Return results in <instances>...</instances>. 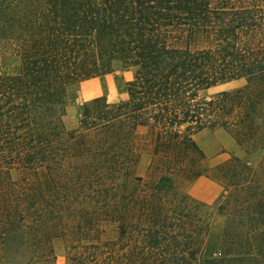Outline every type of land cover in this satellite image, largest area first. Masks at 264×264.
<instances>
[{"label": "trees", "instance_id": "1", "mask_svg": "<svg viewBox=\"0 0 264 264\" xmlns=\"http://www.w3.org/2000/svg\"><path fill=\"white\" fill-rule=\"evenodd\" d=\"M6 47L20 70L0 74V264H55L57 238L65 264H264V156L208 166L193 139L264 147V0H0ZM114 62L134 69L126 98L84 102L67 129L69 88ZM199 176L226 192L217 255L175 180Z\"/></svg>", "mask_w": 264, "mask_h": 264}, {"label": "rangeland", "instance_id": "2", "mask_svg": "<svg viewBox=\"0 0 264 264\" xmlns=\"http://www.w3.org/2000/svg\"><path fill=\"white\" fill-rule=\"evenodd\" d=\"M19 70L20 57L9 47L2 48L0 51V74L15 75ZM133 73V68L124 67L120 62H114L111 71L101 76L90 78L87 83L71 86L68 91L66 112L63 117L65 127L67 129L77 127L83 103L92 98L102 96L108 101L125 99V84L132 78ZM241 85H243L242 80L232 81L211 87L203 91L201 95L211 97L217 92L233 89ZM139 133L144 134L145 129H139ZM193 139L204 152L208 166H213L235 155L245 157L256 167L262 156H264V147L246 155L235 140L221 128L201 129L193 135ZM139 148L141 149L135 173L144 176L150 161V154L145 149L143 141H141ZM175 180L179 190L188 195L192 204L199 206V214L208 222V232L205 237V254L217 255L220 251L221 236L225 224L224 218L218 215L216 211L217 202L226 193L222 184L210 176H199L188 182L177 178ZM105 236H113V232L108 231ZM53 244L56 254L55 264H65L67 241L64 238H57Z\"/></svg>", "mask_w": 264, "mask_h": 264}, {"label": "crops", "instance_id": "3", "mask_svg": "<svg viewBox=\"0 0 264 264\" xmlns=\"http://www.w3.org/2000/svg\"><path fill=\"white\" fill-rule=\"evenodd\" d=\"M88 81H90V79H87V80L81 82V84L87 83Z\"/></svg>", "mask_w": 264, "mask_h": 264}]
</instances>
